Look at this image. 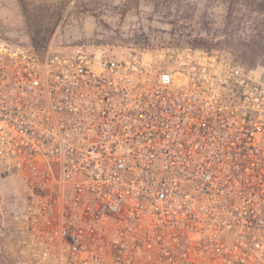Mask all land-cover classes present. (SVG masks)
<instances>
[{
    "label": "built area",
    "instance_id": "obj_1",
    "mask_svg": "<svg viewBox=\"0 0 264 264\" xmlns=\"http://www.w3.org/2000/svg\"><path fill=\"white\" fill-rule=\"evenodd\" d=\"M32 264H264V81L0 40V183Z\"/></svg>",
    "mask_w": 264,
    "mask_h": 264
},
{
    "label": "rangeland",
    "instance_id": "obj_2",
    "mask_svg": "<svg viewBox=\"0 0 264 264\" xmlns=\"http://www.w3.org/2000/svg\"><path fill=\"white\" fill-rule=\"evenodd\" d=\"M263 15L264 0H0V40L51 54L138 55L167 66L185 48L208 49L264 81V36L255 35ZM26 196L18 182L0 183V264H32L14 244Z\"/></svg>",
    "mask_w": 264,
    "mask_h": 264
},
{
    "label": "trees",
    "instance_id": "obj_3",
    "mask_svg": "<svg viewBox=\"0 0 264 264\" xmlns=\"http://www.w3.org/2000/svg\"><path fill=\"white\" fill-rule=\"evenodd\" d=\"M230 7H232V3H231V5L229 6V8ZM263 8V6H260V10ZM230 16V15H229ZM263 17H264V15H263ZM191 17L190 16H188V17H186V20H189ZM257 23H258V25H257V27H258V29H257V31H256V33H255V35H257V36H264V26L263 27H261L262 25H264V18H261V19H259L258 21H256ZM204 28V27H203ZM202 28V29H203ZM203 30H205V32L207 33V34H209L210 35V30H208L207 28H205V29H203ZM200 40H202V38H200ZM195 49V48H194ZM202 51H205V52H210L208 49H203Z\"/></svg>",
    "mask_w": 264,
    "mask_h": 264
}]
</instances>
